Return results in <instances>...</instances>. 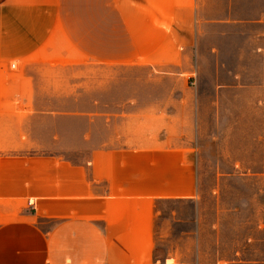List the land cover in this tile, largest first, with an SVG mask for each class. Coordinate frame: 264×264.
Segmentation results:
<instances>
[{
	"label": "crops",
	"instance_id": "crops-1",
	"mask_svg": "<svg viewBox=\"0 0 264 264\" xmlns=\"http://www.w3.org/2000/svg\"><path fill=\"white\" fill-rule=\"evenodd\" d=\"M200 1L0 0V101L11 64L46 53L184 80ZM98 92L86 110L61 112L86 116L84 156L0 157V264H206L190 216H179L200 193L192 95L161 90L166 99L143 105L127 89Z\"/></svg>",
	"mask_w": 264,
	"mask_h": 264
},
{
	"label": "rangeland",
	"instance_id": "rangeland-1",
	"mask_svg": "<svg viewBox=\"0 0 264 264\" xmlns=\"http://www.w3.org/2000/svg\"><path fill=\"white\" fill-rule=\"evenodd\" d=\"M199 3L206 18L181 81L151 80L160 70L146 64H71L49 53L11 64L0 101V157L84 156L86 116L61 112L86 110L104 88L127 89L143 105L160 104L161 90L185 89L196 107L200 193L179 216H190L206 264H264V0ZM215 11L230 19L210 23Z\"/></svg>",
	"mask_w": 264,
	"mask_h": 264
},
{
	"label": "built area",
	"instance_id": "built-area-1",
	"mask_svg": "<svg viewBox=\"0 0 264 264\" xmlns=\"http://www.w3.org/2000/svg\"><path fill=\"white\" fill-rule=\"evenodd\" d=\"M13 67L15 66V65H12Z\"/></svg>",
	"mask_w": 264,
	"mask_h": 264
}]
</instances>
